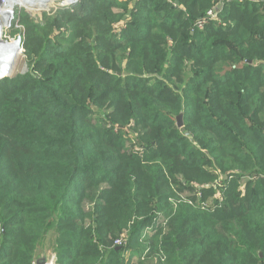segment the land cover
<instances>
[{
  "label": "trees",
  "instance_id": "trees-1",
  "mask_svg": "<svg viewBox=\"0 0 264 264\" xmlns=\"http://www.w3.org/2000/svg\"><path fill=\"white\" fill-rule=\"evenodd\" d=\"M21 25L0 264H264V0H80Z\"/></svg>",
  "mask_w": 264,
  "mask_h": 264
},
{
  "label": "rangeland",
  "instance_id": "rangeland-1",
  "mask_svg": "<svg viewBox=\"0 0 264 264\" xmlns=\"http://www.w3.org/2000/svg\"><path fill=\"white\" fill-rule=\"evenodd\" d=\"M80 4V0H48L45 6H42L41 11H38V8L31 6L30 4H18L15 6V11L12 15V20L7 26V29L4 28L0 33V47L1 44L7 42V44H12L7 46L8 50L12 51V54L15 53L14 57L8 61H4V59H8L7 57H3L0 59V74H7V69L10 70L7 76H4L3 80L9 79L17 74H24L27 71L25 59L22 53V44L24 40V27L21 25V19L26 17L27 19H31L33 21L42 17L44 13L46 14H54L57 10L60 9H68L74 5ZM200 26V24L198 23ZM1 40L5 41L2 42ZM6 44V43H5ZM20 49V50H19ZM3 52H7V49H2ZM3 53H0V57ZM11 55V54H10ZM12 65V66H11ZM0 79V80H1ZM182 120V118H181ZM183 124V123H182ZM49 251V250H48ZM47 251V252H48ZM47 263L49 264L51 261L54 262V255L47 253Z\"/></svg>",
  "mask_w": 264,
  "mask_h": 264
},
{
  "label": "built area",
  "instance_id": "built-area-1",
  "mask_svg": "<svg viewBox=\"0 0 264 264\" xmlns=\"http://www.w3.org/2000/svg\"><path fill=\"white\" fill-rule=\"evenodd\" d=\"M13 4H16V2L14 0H11V2L8 0H5V1L1 0V2H0V25H3L5 23V20H7V19H8V24L11 22L12 15L15 11V6ZM33 7L38 8L37 9L38 11H41V8H42V6H38V5H34ZM215 19H216V10H211L206 14L205 18L203 20L199 21L198 23L200 24V26H202L207 21L215 20ZM6 29H7V27H6ZM1 41L5 42L3 40H1ZM5 43H6V45H8L7 42H5ZM4 47H6V46H4ZM4 49H8V48H4ZM22 52H23V50H22ZM11 70H12V68H11ZM0 79H1V77H0ZM115 244L119 245V241L115 242ZM46 264H48V263L46 262ZM49 264H54V262L51 261Z\"/></svg>",
  "mask_w": 264,
  "mask_h": 264
},
{
  "label": "bare ground",
  "instance_id": "bare-ground-1",
  "mask_svg": "<svg viewBox=\"0 0 264 264\" xmlns=\"http://www.w3.org/2000/svg\"><path fill=\"white\" fill-rule=\"evenodd\" d=\"M8 1L11 2V0H8ZM14 1L16 2V4H13L14 6H16L18 4H22V3L30 4L31 6H34V5L45 6L46 3L48 2V0H14ZM0 2H1V0H0ZM8 25L9 24H8V19H7V20H5V23L3 25H0V33L2 32L3 28L4 27L6 28ZM12 44H8V45H6L5 43L1 44L0 53H3V55L0 57L1 60L3 59V57H7L8 59H6V60L4 59V61H8L9 60V62H10V60L14 57L15 53L12 54L11 50L7 49V52H3L2 51L3 48H7V46L12 45ZM4 46H6V47H4ZM8 69H9V67H8ZM8 69H7V71L9 72L11 69L10 70H8ZM8 72H7V74H8ZM7 74H5V75H1L0 74V77L2 78L4 76H7Z\"/></svg>",
  "mask_w": 264,
  "mask_h": 264
},
{
  "label": "water",
  "instance_id": "water-1",
  "mask_svg": "<svg viewBox=\"0 0 264 264\" xmlns=\"http://www.w3.org/2000/svg\"><path fill=\"white\" fill-rule=\"evenodd\" d=\"M176 126H177L178 128H181V127H182L181 114H179V115L176 117ZM35 264H46V257H45V256H41L40 258H38V259L35 261Z\"/></svg>",
  "mask_w": 264,
  "mask_h": 264
}]
</instances>
